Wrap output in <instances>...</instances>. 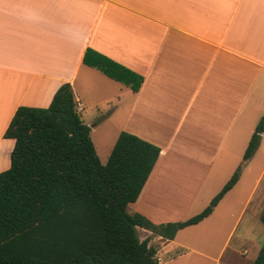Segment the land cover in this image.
<instances>
[{"label":"crops","instance_id":"obj_1","mask_svg":"<svg viewBox=\"0 0 264 264\" xmlns=\"http://www.w3.org/2000/svg\"><path fill=\"white\" fill-rule=\"evenodd\" d=\"M87 50L142 79L137 92L100 79L105 98L82 120L90 136L97 127L112 129L103 133L111 137L107 156L122 131L160 149L127 210L154 224L184 221L201 195L208 204L223 187L264 117V0H0V173L10 167L15 142L4 133L18 107L46 108L69 83L81 116L75 81ZM263 143L264 132L254 156ZM238 182L187 228L214 219L224 201L236 206ZM242 213L230 215L223 247ZM218 227L211 236L222 234ZM139 231L149 246L183 249L175 241L179 231L171 241ZM181 256L169 264H180Z\"/></svg>","mask_w":264,"mask_h":264},{"label":"trees","instance_id":"obj_2","mask_svg":"<svg viewBox=\"0 0 264 264\" xmlns=\"http://www.w3.org/2000/svg\"><path fill=\"white\" fill-rule=\"evenodd\" d=\"M83 64L137 92L141 77L87 50ZM260 119L243 154L257 150ZM14 140L10 167L0 173V264H159L146 230L166 240L207 218L238 181L241 167L197 215L154 224L128 205L138 198L160 153L120 132L105 164L81 119L69 83L48 107L20 106L5 133ZM264 225V208L260 216ZM251 264H264V245Z\"/></svg>","mask_w":264,"mask_h":264},{"label":"rangeland","instance_id":"obj_3","mask_svg":"<svg viewBox=\"0 0 264 264\" xmlns=\"http://www.w3.org/2000/svg\"><path fill=\"white\" fill-rule=\"evenodd\" d=\"M91 68L84 64L75 81L76 94L81 98L82 108H85L81 113V118L86 123L96 112V109L90 108V106L94 101H103L105 98L104 90H102V82L100 81L101 78H106L104 76L105 74L96 73V71L93 73ZM102 128L97 127L90 137L94 143L100 162L105 164V157L106 159L108 158L106 151H108L107 147L111 142V137L103 133L109 130L112 134V129L108 127V129ZM254 154L249 159L250 161L248 160V164V161L243 163V156H240L236 160L237 164L234 170L228 174L224 183L225 185L235 171H237L238 167H241L238 177L239 182L237 181L238 184L235 188L237 189L238 195L236 206H233L232 199L224 201L219 207L214 219L211 221L203 223V225L180 230L175 241L179 245H182L183 249L179 248L170 253L164 248V245L151 243L150 246L156 251H160L157 256L161 263L164 261V264H169V259H174L178 254H181L180 264H251L264 245V225L260 221V216L264 208V143L260 146L256 156ZM217 178L219 181L223 178L221 173L218 177H212L213 183ZM256 179L257 183L255 182ZM209 183L207 189L211 193L214 186L212 181ZM220 190L212 194L211 200ZM250 194L251 198L247 202ZM232 196H235V191L232 193ZM201 199L203 200V195L187 211L185 220L200 213L211 201L208 204H204ZM242 209L241 219L227 241V244L223 247L225 238L231 227L230 215L233 213L237 216ZM219 224L223 226L222 234L217 235V238H215L211 234L218 232L216 229L219 228ZM144 236L145 233L139 231V238L143 239Z\"/></svg>","mask_w":264,"mask_h":264},{"label":"built area","instance_id":"obj_4","mask_svg":"<svg viewBox=\"0 0 264 264\" xmlns=\"http://www.w3.org/2000/svg\"><path fill=\"white\" fill-rule=\"evenodd\" d=\"M157 255L158 254L155 255V259L157 260L158 263H160V259H159V257Z\"/></svg>","mask_w":264,"mask_h":264}]
</instances>
